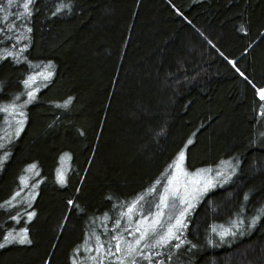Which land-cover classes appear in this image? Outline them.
I'll use <instances>...</instances> for the list:
<instances>
[{"label": "trees", "instance_id": "trees-1", "mask_svg": "<svg viewBox=\"0 0 264 264\" xmlns=\"http://www.w3.org/2000/svg\"><path fill=\"white\" fill-rule=\"evenodd\" d=\"M22 3L0 0V105H22L0 112V242L26 228L31 243L0 248V264H85L134 201L133 232L160 213L166 228L181 150L189 170L230 163L232 175L181 220L180 240L143 249L152 264H264V0H33L30 15Z\"/></svg>", "mask_w": 264, "mask_h": 264}, {"label": "snow or ice", "instance_id": "snow-or-ice-1", "mask_svg": "<svg viewBox=\"0 0 264 264\" xmlns=\"http://www.w3.org/2000/svg\"><path fill=\"white\" fill-rule=\"evenodd\" d=\"M33 0H23L22 3V7L24 9V12L27 14H31V7L30 5L32 4ZM14 3V0H7V6H11ZM21 5H17V7H20ZM6 6L3 4H0V9L5 8ZM15 15L18 16H23V13H15ZM13 27H16L15 24L12 25ZM4 29L0 28V32H3ZM30 31V29H29ZM18 39V37H17ZM27 47V45H25V48ZM7 51V50H5ZM8 55H13L12 53H7ZM17 55H22V51L21 53H18ZM16 57L13 56V59H15ZM49 75H51V73H49ZM35 79V76H29L28 79L24 80L23 83L25 85H30ZM36 89H33L31 91H28L26 93L28 100L24 101V103H29L31 102V100L34 98L33 97V92ZM258 95L260 97V99L262 101H264V88H261L258 90ZM19 97H15L13 98L12 101L8 102L6 105H0V112H4V113H8L9 110L11 109L12 111H15L17 107H22V105H17L16 104V100ZM66 104L68 103V101L65 102ZM20 116H23V112L19 113ZM261 115H264V112L261 113ZM21 126H22V122H21ZM19 130V129H18ZM188 144H191L192 141L189 140L187 142ZM187 146V145H186ZM4 144L0 143V148H4ZM8 158V153L7 151L4 152V156L3 159H7ZM186 160V154L184 150H181L178 155L176 160H174L173 162V166L175 167V169L177 170L178 175L176 177H174L173 179L178 180L180 175H183L185 177H187L189 175V173L187 172L186 169H184L183 163ZM0 164H2V160H0ZM30 167H35V165H32ZM171 167V166H170ZM204 169H198L197 173H202L204 172ZM217 175H220V173H217ZM59 181L61 184L66 183L65 177L63 176V174H59L58 175ZM171 183V181H170ZM205 183H210V181H207ZM165 191H167V188L165 189ZM176 189H173V194H175ZM16 195H19V193H17ZM14 198V197H13ZM11 201H5V204H10ZM69 203H72V201H69ZM138 201H134L131 204L127 205V214L129 216H131V214L133 213V210L136 208ZM159 207V206H157ZM188 207H191V204H188ZM261 214H264V210H261ZM29 217H31V215H33L32 213H28ZM148 215H151V210L149 209V213ZM181 216H183V213H181ZM107 219V217H105ZM259 218L258 216H254L252 217V222L253 224L256 222V220ZM119 223V221H117V224ZM160 221L158 219H154L153 220V225H159ZM179 226V227H177ZM183 227V224L181 222L180 219L176 220V225H172L171 223H169L167 225V227H161L159 230H157L156 227H152L150 232L149 231H141L140 228L136 229V232L140 233L139 237H135V233H129V235H132L134 237L133 240H127L126 238L122 237V236H113L112 240L116 241L115 243V248L118 252H120V255L117 256L114 252H112L110 249L112 247V242L109 241V247L105 248L104 247V242L100 239L99 236L96 237L95 239V251L97 253V255H93L88 257L89 260H91L93 262V264H102V261L105 259H108L109 257H111L114 261H116V264H141L142 261H147L148 264H152V254L151 252H145L143 249L145 248H152L153 245L155 246H163V245H167L170 243L171 240L175 239V240H180L179 235H177L176 233L180 230V228ZM232 227L238 228L240 227V222L239 221H233L232 222ZM175 229V231H174ZM213 231H215V229H213ZM232 231V228H228L225 229L224 231L220 232L219 235L221 237V239H223L226 235L229 234V232ZM27 229H21L19 233L14 234V230H10L3 239V242H0V248H4L7 244L13 242V241H19L20 243H24V242H28L31 243L30 240H28L27 236ZM235 234V233H233ZM123 240L124 243V248L121 249V243L120 241ZM87 243V242H86ZM174 247L179 248L180 247V243H176L174 245ZM194 247V245H193ZM88 250V249H85ZM101 250H103V255L100 256ZM76 251H79V249H77ZM157 255H159V253H157ZM99 257V259H98ZM170 258V257H169Z\"/></svg>", "mask_w": 264, "mask_h": 264}, {"label": "rangeland", "instance_id": "rangeland-1", "mask_svg": "<svg viewBox=\"0 0 264 264\" xmlns=\"http://www.w3.org/2000/svg\"><path fill=\"white\" fill-rule=\"evenodd\" d=\"M23 112V111H22ZM20 113V112H19ZM18 114H11L12 116V123L8 128H11L12 124L15 126V129H19V125H21L23 116L20 118V115ZM3 129V127H2ZM2 130H0L1 132ZM8 131H6L7 133ZM228 164V165H227ZM226 165H222L221 167H218L215 170H212L210 168H200L204 169L205 171L202 173H197V170H189L186 168L185 164L183 163V168L187 170L189 175L187 177L180 175L179 179H173L178 175L177 170L174 167L173 172L169 176L167 183L163 189V193L161 195V202H160V208L165 212V218L161 221V223L166 224V222L172 221V225H176V220L180 219L183 220L187 213L193 208L208 191L213 189L216 185L224 184L228 181V179L232 175V171L229 169L230 163H227ZM232 167V166H231ZM234 168V167H233ZM217 173H220V175H217ZM171 181V183H170ZM207 181H210V183H205ZM167 188V191L165 189ZM173 189H176L175 194H173ZM188 204H191V207H188ZM181 213H183V216H181ZM163 213L157 214L156 216L152 217H142L141 220H139L136 225L137 228H140L141 231H149L154 226L153 220L158 219L159 221L163 217ZM17 219L15 221L17 222V225L19 224L20 216H16ZM131 216H126V223L123 225V232L119 233L116 236H122L126 238L127 240H133L134 237L132 235H129V233H135V237H139L140 233L133 232L130 226L132 222ZM182 222V221H181ZM131 230V231H130ZM20 231V230H19ZM14 232V234L18 233ZM175 231V229H174ZM104 235L100 236V239L104 242V247H109L108 242L111 241L112 245L115 246L116 241L112 240V237L115 236L114 231H103ZM121 248H124L123 240L120 241ZM96 245L89 246L86 244L83 249V255H84V261L85 264H93L91 260L88 259V257L97 255L95 251ZM88 249V250H85ZM116 249V248H115ZM114 253L117 254V251L114 250ZM120 254V253H119ZM103 255V250H101L100 256ZM99 259V257H98ZM109 258L102 261V264H107L109 262ZM114 261V260H113ZM142 264V262H141Z\"/></svg>", "mask_w": 264, "mask_h": 264}]
</instances>
